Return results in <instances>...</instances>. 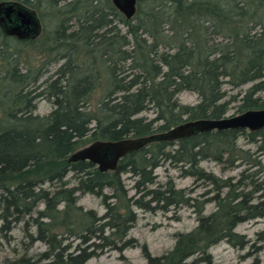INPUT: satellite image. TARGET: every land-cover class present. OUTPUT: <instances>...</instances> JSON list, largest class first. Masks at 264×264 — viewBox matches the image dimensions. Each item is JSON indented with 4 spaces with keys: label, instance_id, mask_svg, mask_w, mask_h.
Listing matches in <instances>:
<instances>
[{
    "label": "trees",
    "instance_id": "1",
    "mask_svg": "<svg viewBox=\"0 0 264 264\" xmlns=\"http://www.w3.org/2000/svg\"><path fill=\"white\" fill-rule=\"evenodd\" d=\"M12 1L34 10L42 31L34 40L0 31V217L16 223L36 212L33 224L48 251L4 264H85L96 250L116 248L135 219L124 173L134 179L132 188L140 195L132 204L140 208L185 202L170 179L155 181L153 172L164 163L215 185L217 210L200 217L192 231L178 234L174 247L149 257L148 264L208 263L211 246L229 240L239 223L264 217V128L153 141L124 156L115 170L67 160L97 140L143 137L188 120L221 118L234 98L225 99L224 83L232 88L252 83L239 112L264 108V99L256 96L264 91V0H137L130 19L111 0ZM257 26L260 31L253 32ZM27 48L43 57L38 66L21 65ZM100 86L104 91L92 106ZM183 91L196 93L198 103H180ZM40 100L52 104L45 116L34 113ZM148 110L152 118L142 115ZM240 137L254 144L255 157L238 145ZM203 160L243 168L234 182L203 171ZM105 189L125 200V211L122 203H106L109 219L95 227L92 212L76 205L77 194ZM40 202L44 208L36 211ZM57 217L58 225L53 224ZM106 228L114 241L104 234ZM70 239L86 248L71 251Z\"/></svg>",
    "mask_w": 264,
    "mask_h": 264
},
{
    "label": "rangeland",
    "instance_id": "2",
    "mask_svg": "<svg viewBox=\"0 0 264 264\" xmlns=\"http://www.w3.org/2000/svg\"><path fill=\"white\" fill-rule=\"evenodd\" d=\"M263 23L264 21H262ZM248 25L251 26L252 24ZM256 31H260V26L254 28L253 32ZM42 58L36 51L27 48L26 50L23 49L19 61L21 65L31 64L36 67L41 63ZM56 67H51L49 74ZM251 84L247 83L232 88L229 84L224 83L225 99L228 100L230 97H234L230 99L229 109L225 116L240 113L238 107L241 104V99ZM103 91V86H100L93 93L91 98L92 106H95L96 102L101 98ZM256 96L264 99V91ZM178 100L182 104L193 106L198 103L199 98L194 92L183 91L178 95ZM51 110L52 104L49 101L40 100L34 113L39 116H45ZM142 115L148 118L154 116L151 110L144 112ZM2 116L3 113L0 107V119ZM238 145L244 150L249 149L253 153V157L256 156L254 144L248 143L244 137L239 138ZM262 162L264 163V157H262ZM199 167L216 178L225 179L230 177L234 182L243 168V166L216 163L209 160L201 161ZM153 176L155 181L159 183H165L170 179L175 189L183 192L185 202L178 206L167 207L162 202L158 204L151 202L149 203L150 208H140L132 204V200L138 199L140 195L132 188L134 179L130 173H124L122 181L124 189L127 191V198L131 199L129 208L135 214V219L124 240L121 243L116 242V248L105 247L102 250H96L97 253L87 260L85 264H148L149 257H159L169 252L174 247L178 234L192 231L197 226L200 217L217 210V200L213 199L216 194L215 185L196 180L193 176H183L178 168L172 167L168 163L157 167L153 172ZM244 182L249 181L246 180ZM156 185L154 184L151 187L153 188ZM46 186L43 185V187ZM244 191L247 193L250 188L247 187ZM103 196H106V199ZM147 200L148 198L145 197L142 202L145 203ZM261 200L264 201V198ZM106 203H109V205L116 203V205L119 204L120 206L122 203L123 206L120 211L121 213L125 211V200L121 198L118 201L113 198V192L109 189H105L102 194H77L76 205L81 207L83 211L92 212L94 220L96 219L95 227L109 219L106 216L108 212ZM43 208L44 205L40 202L36 211H42ZM57 208L61 209L62 205H58ZM2 214V211H0V215ZM35 217L36 212L32 214V217L26 215L16 223L12 221L11 217H8L5 221L0 217V264H4L6 261L11 262L21 257H36L48 251V245L38 239L39 233L32 220ZM60 220V217H57L53 224L58 225ZM42 221L46 222L47 219L44 218ZM104 234L114 241L115 238L111 236V229L106 228ZM69 241L72 243L70 250L73 252L76 251L77 247H80L79 249L86 248L85 245H81L78 239H70ZM87 250L91 251L92 248ZM208 253L210 262L200 264H264V217L239 223L234 228L233 236L229 240L217 242L209 248ZM190 261L191 259L188 262Z\"/></svg>",
    "mask_w": 264,
    "mask_h": 264
},
{
    "label": "water",
    "instance_id": "3",
    "mask_svg": "<svg viewBox=\"0 0 264 264\" xmlns=\"http://www.w3.org/2000/svg\"><path fill=\"white\" fill-rule=\"evenodd\" d=\"M127 19L136 12L137 0H111ZM0 31L18 40H34L42 31L37 13L24 4L7 0L0 2ZM264 128V108L248 109L232 116L185 121L161 133L117 141L97 140L74 151L68 161H88L99 171L115 170L119 161L153 141H174L213 130L245 129L255 132Z\"/></svg>",
    "mask_w": 264,
    "mask_h": 264
},
{
    "label": "flooded vegetation",
    "instance_id": "4",
    "mask_svg": "<svg viewBox=\"0 0 264 264\" xmlns=\"http://www.w3.org/2000/svg\"><path fill=\"white\" fill-rule=\"evenodd\" d=\"M12 38H14V37H12Z\"/></svg>",
    "mask_w": 264,
    "mask_h": 264
}]
</instances>
